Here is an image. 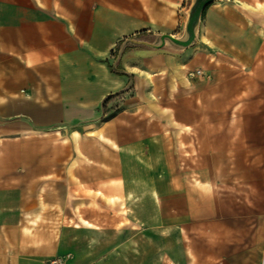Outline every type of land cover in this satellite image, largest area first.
I'll use <instances>...</instances> for the list:
<instances>
[{"label": "crops", "instance_id": "obj_1", "mask_svg": "<svg viewBox=\"0 0 264 264\" xmlns=\"http://www.w3.org/2000/svg\"><path fill=\"white\" fill-rule=\"evenodd\" d=\"M191 3L0 0V264H264V0Z\"/></svg>", "mask_w": 264, "mask_h": 264}, {"label": "water", "instance_id": "obj_2", "mask_svg": "<svg viewBox=\"0 0 264 264\" xmlns=\"http://www.w3.org/2000/svg\"><path fill=\"white\" fill-rule=\"evenodd\" d=\"M221 0H192L187 12V19L184 25V33L181 38H174L170 35H160L155 43H146L142 41H133L136 44H142L153 49H159L169 43L175 48L185 49L190 47L195 41L196 32L199 27L201 17L205 9L212 3Z\"/></svg>", "mask_w": 264, "mask_h": 264}, {"label": "rangeland", "instance_id": "obj_3", "mask_svg": "<svg viewBox=\"0 0 264 264\" xmlns=\"http://www.w3.org/2000/svg\"><path fill=\"white\" fill-rule=\"evenodd\" d=\"M112 210V209H111ZM110 215L112 216L113 215V212L111 211V213H110ZM106 231H105V233H106V235H110V236H113V235H115V234H118L119 233V230L120 229H115V228H113V227H111V228H106L105 229ZM81 231H82V229L81 228H74V234L75 235H80L81 234ZM121 235L122 236H129L130 235V229L129 228H122L121 230ZM171 239H174L175 240V237L173 238V237H171ZM108 246H110L111 248H112V244H109ZM177 247V246H176ZM173 248H175L174 247V245L171 243V252H173V251H175L176 252V249H173ZM109 251H111V249H107V252H109Z\"/></svg>", "mask_w": 264, "mask_h": 264}, {"label": "built area", "instance_id": "obj_4", "mask_svg": "<svg viewBox=\"0 0 264 264\" xmlns=\"http://www.w3.org/2000/svg\"><path fill=\"white\" fill-rule=\"evenodd\" d=\"M200 71H196V72H194V73H191L190 75H189V77L190 78H193V77H195V76H200ZM49 264H60V262L59 261H52V262H50Z\"/></svg>", "mask_w": 264, "mask_h": 264}]
</instances>
